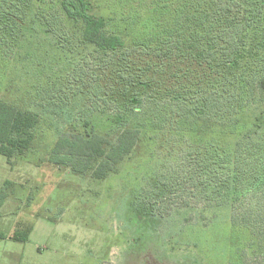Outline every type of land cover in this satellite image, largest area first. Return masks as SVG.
Returning a JSON list of instances; mask_svg holds the SVG:
<instances>
[{"label":"rangeland","instance_id":"obj_1","mask_svg":"<svg viewBox=\"0 0 264 264\" xmlns=\"http://www.w3.org/2000/svg\"><path fill=\"white\" fill-rule=\"evenodd\" d=\"M49 1L48 20L35 21L42 28H35L25 17L14 25L15 30L0 33V100L37 115L25 153L13 157L11 163L0 155V192L6 194L0 207V233L7 236L0 239V264H264V163L257 159L258 154L264 160V92L253 84L251 97H244V101L249 99L247 104L235 105L237 120L251 128V141L235 138L247 164L239 181L260 184L235 202L231 215H242L238 221L232 222L224 211L198 215L183 207L185 200L189 207L192 201L185 198L190 182L177 174L180 162L187 154H197L204 145L199 142L206 143L212 136L199 132L203 118L184 124L168 106L145 105L135 111L143 128L141 139L115 173L100 181L89 173L74 174L50 161L57 133L81 127L84 112L92 115V126L103 131L117 117L98 111L109 107L105 102L110 103L95 91L99 69L104 68L99 55L63 25L59 7ZM156 2L159 0H130L121 14H138ZM100 9L95 13L111 16V5ZM43 28L49 32L44 33ZM131 50L125 51V59L136 54ZM80 88L87 90L84 103L89 109L71 102ZM64 105L72 110L66 127L67 116L60 117L63 109L57 108ZM156 115L161 119L165 115L163 119L171 120L175 127L157 130ZM214 136L222 146L234 147L224 133ZM255 149L257 154L251 158L245 153ZM171 175L173 189L178 188L182 195L156 205V225L139 221L131 213L133 207L141 209L142 204L151 203L144 198L155 180ZM245 206L250 208L242 211ZM15 233L25 239L10 240Z\"/></svg>","mask_w":264,"mask_h":264},{"label":"trees","instance_id":"obj_2","mask_svg":"<svg viewBox=\"0 0 264 264\" xmlns=\"http://www.w3.org/2000/svg\"><path fill=\"white\" fill-rule=\"evenodd\" d=\"M129 1L52 0L59 7L63 25L71 29L83 46L99 55L104 68L99 69L95 91L110 103L105 102L109 107L98 111L117 119L103 131L92 126V115L84 112L86 118L82 116L81 127L57 133L50 161L74 174L89 173L94 180H104L133 155L140 142L143 128L135 111L145 105L168 106L181 116L184 124L194 122L195 117L203 118L199 132L212 136L206 143L199 142L204 145L197 154H187L183 156L185 162H180L177 174L190 182L191 189L185 198L192 201L189 207L190 202L185 200L183 207L198 215L224 211L232 222L238 221L242 215H231L235 202L260 185L239 181L247 164L241 159L242 150L235 138L241 136L251 141V128L237 120L234 113L237 107L247 104L249 99L244 101V97H251L254 85L264 92V0H159L138 14L122 16ZM49 4V0H0V33L15 30L14 25L25 17L31 19L35 28H42L35 21L47 19L45 11ZM104 5H111V16L95 13ZM43 32L49 30L43 28ZM129 49L136 54L125 59ZM86 92L80 88L74 93L76 100L71 102L89 109L84 103ZM90 105L97 111L94 101L90 100ZM57 108L63 109L60 117L67 116L66 127L72 110H67L69 104L67 108ZM227 108L233 111L228 112ZM156 117L157 130L175 127L171 120L163 119L165 115L162 119ZM223 117L228 119L227 123ZM36 123L35 112L0 100V155L8 163L28 149ZM258 126L253 123V128ZM222 133L234 147L229 149L214 141V135ZM245 153L251 158L257 150ZM257 159L264 163L258 154ZM174 175L160 182L156 179L153 190L144 198L151 203L142 204L141 209L133 207L131 213L139 221L156 225V205L182 195L178 188L173 189ZM5 199L1 190L0 207ZM247 208L250 207L245 206L242 211ZM6 238L0 233V239ZM8 238L17 241L25 236L15 233Z\"/></svg>","mask_w":264,"mask_h":264}]
</instances>
